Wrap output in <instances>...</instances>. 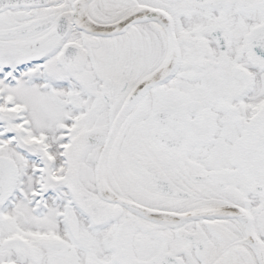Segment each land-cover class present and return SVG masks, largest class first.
Returning <instances> with one entry per match:
<instances>
[{"label":"snow or ice","instance_id":"1","mask_svg":"<svg viewBox=\"0 0 264 264\" xmlns=\"http://www.w3.org/2000/svg\"><path fill=\"white\" fill-rule=\"evenodd\" d=\"M0 264H264V0H0Z\"/></svg>","mask_w":264,"mask_h":264}]
</instances>
